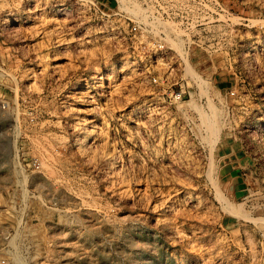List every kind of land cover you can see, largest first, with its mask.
<instances>
[{
  "label": "rangeland",
  "instance_id": "rangeland-1",
  "mask_svg": "<svg viewBox=\"0 0 264 264\" xmlns=\"http://www.w3.org/2000/svg\"><path fill=\"white\" fill-rule=\"evenodd\" d=\"M75 1L0 0V257L264 264V0L179 31L198 43L174 102Z\"/></svg>",
  "mask_w": 264,
  "mask_h": 264
},
{
  "label": "built area",
  "instance_id": "built-area-1",
  "mask_svg": "<svg viewBox=\"0 0 264 264\" xmlns=\"http://www.w3.org/2000/svg\"><path fill=\"white\" fill-rule=\"evenodd\" d=\"M75 1V0H74ZM77 2V1H75ZM88 13L95 14L111 29L126 28L136 47L142 49V61L152 67L149 77L157 84L165 78L170 101H179L185 87L178 81L188 76L195 35L179 34L214 24L213 13L222 11L219 0H84ZM125 5V6H123ZM211 5V6H210ZM63 11V4L61 3ZM128 6V7H127ZM190 36V37H189ZM196 42V43H195ZM202 43V42H201ZM150 74V73H148ZM264 251V240L261 242ZM0 264L8 260L0 257Z\"/></svg>",
  "mask_w": 264,
  "mask_h": 264
},
{
  "label": "crops",
  "instance_id": "crops-1",
  "mask_svg": "<svg viewBox=\"0 0 264 264\" xmlns=\"http://www.w3.org/2000/svg\"><path fill=\"white\" fill-rule=\"evenodd\" d=\"M231 154L233 155L234 158V165L230 169L231 174H233L234 175L233 177L236 179L239 180L244 179L243 175H247L246 174L247 163L246 164L243 163L244 162L242 159L243 156L240 155V152H234V153L231 152Z\"/></svg>",
  "mask_w": 264,
  "mask_h": 264
},
{
  "label": "bare ground",
  "instance_id": "bare-ground-1",
  "mask_svg": "<svg viewBox=\"0 0 264 264\" xmlns=\"http://www.w3.org/2000/svg\"><path fill=\"white\" fill-rule=\"evenodd\" d=\"M128 7V6H127ZM214 110V109H213ZM216 110V109H215ZM216 112V111H215ZM213 113V112H212ZM214 114V113H213ZM216 114H217V112H216ZM218 116V115H217ZM216 117V116H215ZM205 118V120H206V122H209V121H211L212 120V117H204ZM209 124L211 125V122H209ZM211 128H212V126H211Z\"/></svg>",
  "mask_w": 264,
  "mask_h": 264
}]
</instances>
